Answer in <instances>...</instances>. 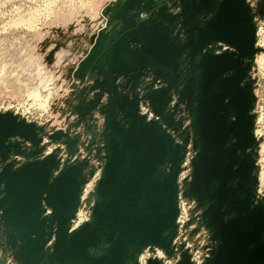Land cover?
Here are the masks:
<instances>
[{
  "label": "water",
  "instance_id": "water-1",
  "mask_svg": "<svg viewBox=\"0 0 264 264\" xmlns=\"http://www.w3.org/2000/svg\"><path fill=\"white\" fill-rule=\"evenodd\" d=\"M169 1L180 12L156 0L117 5L121 27L89 38L85 57L69 69L72 80H88L79 95L71 92L70 117L78 115L81 125L100 108L104 119L99 139H91L100 143L93 154L102 167L96 201L91 220L76 231L70 225L82 188L97 167L77 158L68 127L48 131L0 113V241L17 264H139L149 247L173 257L178 181L190 147L192 177L183 189L210 232L204 264H264L250 78L258 53L254 15L246 0ZM141 11L150 15L138 23ZM181 104L191 118L187 131L176 117ZM26 141L31 149H23ZM51 143L60 146L43 155ZM178 264H192L188 251Z\"/></svg>",
  "mask_w": 264,
  "mask_h": 264
},
{
  "label": "rangeland",
  "instance_id": "rangeland-1",
  "mask_svg": "<svg viewBox=\"0 0 264 264\" xmlns=\"http://www.w3.org/2000/svg\"><path fill=\"white\" fill-rule=\"evenodd\" d=\"M117 1L0 0V113L27 114L28 120L21 117L28 122L37 123L39 127L45 125L48 131L69 128V124L75 121L73 116L70 117L69 100L73 98L71 92L75 90L74 92L78 93L81 85L79 84L77 89H74V82L71 85L69 80L66 81L68 76L65 77L62 73L57 74V71L58 69L67 70L68 75L69 69L74 68L80 59L85 57L84 49H89V38L107 27L108 17L104 15L105 9L108 5L113 6ZM247 1L256 18L257 42L264 44V16L260 15V12H264V0ZM143 15L146 16V14ZM53 51L54 59L52 63H49L50 60L47 59ZM36 67H42L41 70L44 72L40 71L41 77L38 76ZM250 74L255 80L254 88L257 97L254 114L256 117L255 134L259 141L257 147L260 182L258 192L260 197H264V52L254 59ZM38 82L45 84H42L45 88L52 86L54 89L53 94L50 93L49 98L46 101L43 100L44 103H35L34 100L27 99L29 94L33 96H35L34 93L37 94L35 89L38 88ZM175 102H177L176 96H174L173 103ZM74 103H76L75 99L72 105ZM40 104L45 108L40 107ZM187 113L185 106L181 104L177 119H182L184 123L187 118V124L190 126ZM97 116L100 131L104 119ZM85 133L83 125L71 130L72 137L82 135V141L87 140ZM44 141L43 145H46L47 138ZM22 146L23 149H31L32 144L26 141ZM58 146L60 145L51 143L43 155L54 151ZM63 149L65 150V147ZM193 153L195 155L194 151ZM88 154L85 146L82 145L77 158H87ZM62 155L65 159L66 154L62 152ZM91 157V164L97 167L100 162L94 158V154ZM13 160L20 163L26 161L22 156H13ZM2 166L3 164L0 163V171ZM100 171L99 166L95 168L94 178L89 179L86 185V191L84 190L85 193H83L86 203L93 191L91 186L95 185ZM91 213L92 210H88L80 218L89 220ZM78 221L77 219L76 222ZM0 253V258L5 260V264H11L7 256L17 264L12 251L6 247L4 242H0Z\"/></svg>",
  "mask_w": 264,
  "mask_h": 264
},
{
  "label": "bare ground",
  "instance_id": "bare-ground-1",
  "mask_svg": "<svg viewBox=\"0 0 264 264\" xmlns=\"http://www.w3.org/2000/svg\"><path fill=\"white\" fill-rule=\"evenodd\" d=\"M127 1V0H126ZM125 0H118L115 4H113V6L111 5V8H112V10L109 12V13H106L105 11H106V9H105V11H104V15L105 16H107L108 17V23H107V27L106 28H103L105 31H107V32H112L114 29H115V27H117L116 28V30L115 31H117L120 27H121V22L120 21H118V20H116V19H114V17H115V14H116V12H117V9H116V6L117 5H119L120 4V6H123V4H124V2H126ZM246 2L248 3V1L246 0ZM162 5H167L168 7H169V9H172V11L174 12V13H178V12H180V9L178 8V9H175V8H173L172 7V2H170L169 0H156V6L157 7H161ZM248 5H249V3H248ZM250 6V5H249ZM251 8V7H250ZM251 10H252V8H251ZM263 12V11H262ZM137 13V12H136ZM143 14H146V16H144ZM252 14L254 15V22H255V24H256V18H255V14H254V12H253V10H252ZM150 15V12H145V11H141V12H139L138 13V16L136 17L137 18V21H138V23L139 22H142V21H144V18L146 19V18H148V16ZM47 19V18H46ZM112 20V21H111ZM109 21H111L110 23L111 24H109ZM256 28H257V26H256ZM103 29H101V30H103ZM256 48L258 49V53L256 54V56L258 55V54H260V53H262V52H264V44L262 43V44H260V43H258L257 42V33H256ZM256 56H255V58H256ZM83 59V58H82ZM82 59H80V60H82ZM25 60V59H24ZM79 63H80V61H79ZM79 63L77 64V65H75V69L78 67V65H79ZM254 63V62H253ZM253 63H252V67H253ZM39 67V66H38ZM38 67H36V70H37V73H38V76L39 77H41L40 76V71H42V72H44L43 70H41L42 69V67H40V68H38ZM74 69V70H75ZM68 77H67V80H69L70 82H71V85H72V82H74L73 83V87H74V89H77V87H78V85L80 84V82L79 81H75V80H72L71 78H70V76H69V74L67 75ZM52 78V77H51ZM250 78L254 81V84H253V86L255 87V80L252 78V76H251V74H250ZM40 81H42V80H40ZM49 83V82H48ZM43 84V83H42ZM39 84V82H38V88L37 89H35V92L37 93V94H35L34 93V95L35 96H33V94H29V98H27V99H29V100H34L35 101V103L36 102H43V100L44 101H46V99H48L49 98V96L51 95L50 93H52L53 94V91H54V89H53V87L52 86H50V87H44L43 85H45V84ZM148 84V83H147ZM81 85V90L83 89V86L85 87H88V80H86L85 82H84V84H80ZM159 85H156V87H158ZM79 89V91H78V93H76V94H78L79 95V93H80V90ZM38 90H40V91H38ZM42 93V94H41ZM55 93V92H54ZM143 92H141L140 94H142ZM254 94H255V88H254ZM255 96H256V94H255ZM42 98V99H41ZM92 98V96H89V97H86L85 99H86V101L87 102H89L90 101V99ZM76 100V99H75ZM256 102H257V97H256ZM44 103V102H43ZM42 103V104H43ZM46 103V102H45ZM104 103H106V101H104ZM39 105V104H38ZM45 105V104H44ZM47 105V104H46ZM75 105H78V101L76 100V103H74V106ZM41 106H43V105H41L40 104V107ZM255 106H256V103H255ZM43 108H45V106H43ZM145 111V110H144ZM13 113V112H12ZM188 114V117H189V119H190V124H191V118H190V115H189V113H187ZM253 114H254V111H253ZM15 115H18V116H20V118H22V117H25V114H22V115H20V114H16L15 113ZM97 115H99L100 117H102L103 118V116L101 115V112H100V108L98 109V110H96V112L93 114V116L92 117H88V118H86L83 122H82V124L81 125H79V124H77V119H78V115L75 117V121H74V123H70L69 124V128H68V135H69V137H71V138H77V140H78V143H77V147L79 148V150H78V152H80V147H82V145L83 146H85V151L87 152V154H88V157L87 158H83L82 160H84V161H87V160H91V155L93 154V153H95V149H96V147H99V145H100V143H99V141L97 140L96 141V146H94V145H91V139H92V137L93 136H96V137H98V139H99V133H101L102 132V129H103V127H102V129L99 131V129H98V125H97V122H98V120H99V117L97 116ZM178 115V114H177ZM177 115H176V117H177ZM255 115V114H254ZM22 116V117H21ZM185 117H186V115H184ZM26 118V117H25ZM27 119V118H26ZM25 119V120H26ZM186 120L184 121V123H185V125H184V127H186L187 125V122H188V119L187 118H185ZM28 120V119H27ZM26 120V121H27ZM178 120V119H177ZM179 120H181V121H183L182 119H179ZM178 120V121H179ZM28 122V121H27ZM30 123V122H29ZM83 125V127H84V130H86V136H87V140L86 141H82V135H74L73 137H72V135H71V130H72V128H74V127H80V126H82ZM39 127V126H38ZM255 127H256V117H255V126H254V136H255V138H256V134H255ZM189 127H186V128H184V130L185 131H187V129H188ZM63 131V130H62ZM38 133L40 134V136L42 137V133H40L39 131H38ZM256 140H257V142H258V144H259V141H258V139L256 138ZM44 142L45 141H43V144H44ZM85 143H87V144H85ZM43 144H41V146H43ZM40 146V147H41ZM257 147H258V145L255 147V151H256V163H257ZM30 148H32V147H30ZM51 153H53V151H51L50 153H48L47 155H50ZM60 154H62V151L61 152H58V155H60ZM195 156V155H194ZM80 159V158H79ZM257 167H258V164H257ZM185 171H187V169H185ZM102 173V167H101V171H100V174H99V177H98V179L96 180V182L94 183L95 185L94 186H91V189L93 190L92 191V194L89 196V199L87 200V203H86V201L83 199V193H85L84 192V190L86 191V185H87V183L89 182V181H87L85 184H84V186H83V188H82V193H81V197H80V206L78 207V210H77V212H76V216H75V218L72 220V222H71V225H70V232H73V231H76L77 229H79L82 225H84L85 223H87V222H89L90 220H91V217H90V219L88 220V218H86V220H84V218H80L82 215H84V213L85 212H87L88 210H93V208H94V205H95V201H96V189H97V184H98V182H99V180H100V178H101V174ZM188 174H190L188 177H187V179L188 180H186V181H190L191 180V177H192V166H191V170H190V173H188ZM257 176H258V169H257ZM94 178V177H93ZM258 183L260 184V182H259V176H258ZM259 184H258V186H257V194H258V199H263V197H260V195H259V192H258V190H259ZM89 186V185H88ZM88 188V187H87ZM91 191V190H90ZM89 193V192H88ZM87 194V193H86ZM84 205H86V206H84ZM49 213L50 212H47L45 215L47 216V215H49ZM91 216H92V213H91ZM84 217V216H83ZM86 217V216H85ZM79 220L78 222H76V220ZM0 230H2V227L0 228ZM0 242H4V241H0ZM5 243V242H4ZM7 247V246H6ZM149 248H151V247H149ZM156 248V247H155ZM148 248H146V249H144L143 251H145V250H147ZM155 251V250H154ZM143 253V252H142ZM141 253V254H142ZM141 254L138 256V262H139V259H140V256H141ZM159 258V261H161V259H162V256H161V254H159V256H157V258L156 259H158ZM1 259V258H0ZM1 260H3L4 261V264H5V260L4 259H1ZM181 260V259H180ZM179 260V261H180ZM161 263H163L162 261H161Z\"/></svg>",
  "mask_w": 264,
  "mask_h": 264
},
{
  "label": "built area",
  "instance_id": "built-area-1",
  "mask_svg": "<svg viewBox=\"0 0 264 264\" xmlns=\"http://www.w3.org/2000/svg\"><path fill=\"white\" fill-rule=\"evenodd\" d=\"M142 113L147 114L150 119L154 117L148 107L143 106ZM25 117L29 119L27 114ZM186 125L189 126V124ZM193 155V150L190 147L187 157L183 162L182 172L178 181L180 188L178 202L179 214L177 217V235L172 244L174 256L169 257L164 250L159 248H148L141 254L139 264H148L150 259H156L159 254L162 256L161 261L163 264H178L181 259V254L184 251H188L192 264H204L211 255V236L210 232L201 223L202 212L198 209L197 203L194 200L184 195V182L189 179L187 177L190 175L188 173L191 170ZM7 257L11 264H15L13 260L9 259V256Z\"/></svg>",
  "mask_w": 264,
  "mask_h": 264
},
{
  "label": "crops",
  "instance_id": "crops-1",
  "mask_svg": "<svg viewBox=\"0 0 264 264\" xmlns=\"http://www.w3.org/2000/svg\"><path fill=\"white\" fill-rule=\"evenodd\" d=\"M60 73L64 74L65 77L67 76V70H63V69H62V71H61V69H58L57 74H60ZM60 77H61V76H60ZM60 77H59V78H60ZM66 81H68V80H66ZM70 88H71V86H70Z\"/></svg>",
  "mask_w": 264,
  "mask_h": 264
}]
</instances>
